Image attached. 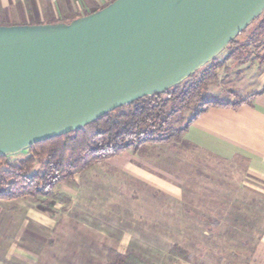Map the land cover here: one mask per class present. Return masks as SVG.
Instances as JSON below:
<instances>
[{
    "label": "water",
    "instance_id": "1",
    "mask_svg": "<svg viewBox=\"0 0 264 264\" xmlns=\"http://www.w3.org/2000/svg\"><path fill=\"white\" fill-rule=\"evenodd\" d=\"M264 0H114L68 24L0 26V157L179 85Z\"/></svg>",
    "mask_w": 264,
    "mask_h": 264
},
{
    "label": "crops",
    "instance_id": "2",
    "mask_svg": "<svg viewBox=\"0 0 264 264\" xmlns=\"http://www.w3.org/2000/svg\"><path fill=\"white\" fill-rule=\"evenodd\" d=\"M66 1L71 9L60 17L52 15L51 12H37L36 21L28 22L21 6L16 5L14 12L10 7L13 0H7L8 4L1 8H6L11 15L7 17L6 23L1 21L0 25L46 24L66 16H84L100 10L113 0L108 3L93 0L95 4L90 9L82 8L79 11L73 8L71 0ZM245 75L249 76L246 79L249 84L251 80H257L259 84L264 81V75L260 73L255 77L244 73L243 76ZM243 76L236 81L242 80ZM256 93L257 96L250 104L241 105L235 110L229 107L207 109L182 135L181 141L206 161L207 169L236 168L242 170L245 177L264 181V87L260 91L246 94L228 93V100L224 102L230 103ZM159 146L161 145H142L136 150L123 152L105 161L109 167H87L68 179L59 189L60 193L69 197L66 209H63L62 204L50 207L41 206L32 199L16 200L23 204H18L19 208L15 207V212L28 210L29 218V221L23 224L24 217H21L19 223H16V230L25 233L28 225L29 236L40 242L31 240L29 243L45 254L51 264H71L67 259L71 249L74 250L72 255L83 257L75 259L72 264H86V253H80V249L76 247L86 238L87 232L88 236L97 242L98 247V251L90 255L95 263L103 264L102 256H105L107 251H101L102 240L113 241L111 246L119 247L118 254L132 253L143 256L148 254L143 247L144 241L176 239V235L167 236V229L181 233L182 230L176 223L180 224L185 215H188L192 224H198L202 214L207 223H212L215 206L227 209L226 223L232 222L230 216L234 214L238 218H245L246 209L257 213L255 218H264L263 212L258 211L264 202V196L257 194L261 193V190L243 184L242 195L232 197L228 193L238 192L240 189L230 185L206 183L184 187L180 179H176L164 167L158 166L163 159V155L155 152ZM185 189H188L190 194L188 200ZM187 208L189 210H186ZM122 217L124 223L131 225L130 228L119 236L103 235L107 224L110 231L115 232L116 228L113 226ZM224 221L222 217L220 223ZM86 228L93 233L86 231ZM116 240L120 241L119 244ZM45 245L47 248L44 250ZM235 254L239 256L241 252L237 251ZM249 255L251 258L247 264H264V227ZM24 256L23 252H15V257Z\"/></svg>",
    "mask_w": 264,
    "mask_h": 264
},
{
    "label": "rangeland",
    "instance_id": "3",
    "mask_svg": "<svg viewBox=\"0 0 264 264\" xmlns=\"http://www.w3.org/2000/svg\"><path fill=\"white\" fill-rule=\"evenodd\" d=\"M94 1L71 0L73 8L77 11L82 8L90 9L92 5L95 4ZM97 1H101L100 3H108L110 0ZM6 4H8L7 0H0V22L3 21L4 23H6L7 17L11 15V12L7 11L6 8H1V6ZM16 5L21 6L24 14L28 17L27 20L25 19L28 22L36 21L35 14L37 12H51L52 15L60 17L61 14L71 9L66 0H13L10 7L14 12L16 10ZM24 25L28 24L25 23ZM246 35L247 31L239 38L242 39ZM258 53L259 55H264V50H260ZM226 55L227 51L224 50L215 58L217 61L222 62L223 65L217 71V79L201 91V97L205 96V99L214 98L220 101H227L228 93L236 92L237 94H246L247 92L260 91L261 88L264 87V81L262 84H259L257 80H251L249 84L246 80L249 76H243L244 73L254 75L253 77L259 73L264 75V62L260 64L258 59L253 58L251 63L247 62L242 65H237L233 60H228ZM241 76H243L242 80L236 81ZM194 107L195 102L189 109L183 110L176 116L172 124L174 131L184 127L186 120L192 115ZM181 139L182 135H180L178 139L174 138L170 140L168 143L159 144L161 146H159V149L155 152L163 155V159L158 166L164 167L175 176L176 179H180L184 187H190L193 184L204 185L206 183L230 185L232 188L235 187L236 189H240L238 192L230 191L228 193V195L233 197L237 194L242 195L241 189L243 184H246L249 187L261 190L262 192L257 194L264 196V181L252 177H245L242 174V170L236 168L225 170L215 168L207 169L206 161L201 159L195 151L183 145ZM28 156H30V152L24 150L15 155L7 156V160L9 163L16 164L18 161ZM88 167L105 168L109 167V165L104 161ZM41 170L40 164L35 163L31 172L39 173ZM68 179L61 181L55 186L53 198L47 199L45 203L42 201H34L41 206L48 205L50 207L62 204L63 209H66L69 204V197L60 193L59 189ZM185 190V195H187L186 199L188 200L190 198L188 195L190 194L188 189ZM219 194L222 193L219 192ZM23 199H27L25 201H30L28 199L31 198ZM16 200L0 201V264H51L45 254L40 253L36 246L29 243L31 240L36 243L40 242L36 240L35 237L29 236L27 230L28 225L26 227L27 229L25 228V233L23 231L20 233V231L16 230V225L19 223V220H21V217H24L23 224L29 221L27 215L28 210L22 211V213L15 212V207L19 208L18 204L21 205L22 203L19 201L16 202ZM15 203H17V206H15ZM186 210L189 209L187 208ZM226 210L225 208L215 206L213 209L215 216L212 223H207L206 218L202 214L198 219L200 222L198 224H192L189 221L188 215H185L180 221V224L176 223V226L181 228V233H174L173 229H167L169 230L167 231V236L176 235V239L144 241L143 247L148 254L136 256V254L128 253L124 256L129 258V262L132 264H136L137 261H141L144 264H247L248 260L251 258L249 254L252 252V247L256 244L259 233L264 227V218H255L254 215H257V213L254 214L255 212L253 210L246 209L247 212L245 211V213L247 216H245V218L242 216L238 218V216L234 214V216H230L232 222L226 223ZM230 211L232 212L233 209H230ZM235 211L236 209L234 212ZM258 211L263 212L264 215V202L261 203ZM21 214L23 216H21ZM25 215H27V217ZM222 217L223 220H225L224 223H220ZM121 219H123V217L119 218L118 223H115V226H113V228H116L115 232L112 233L107 224V226L104 227L103 235L119 236L123 231L130 228L131 225L124 223ZM255 219L257 220L256 223L254 222ZM168 225L169 224H167V227ZM86 231L93 233V231L89 229ZM85 235L86 238L82 240L81 244H77L76 248L80 249V253L82 251L86 253L84 256L86 264H97L90 255L92 252L98 251L97 242L90 238L87 232H85ZM112 242L113 241L106 239L102 240L101 251H107V254L102 256L103 264H106L109 260V253H119L117 251L120 250L118 249L119 247L111 246ZM119 242L120 241H117V244H119ZM46 248V245L43 246L44 250ZM73 251L74 250L71 249V252H69L70 256L67 257L71 264L75 259L83 258L82 256L72 255ZM237 251L241 252L239 256L235 254ZM15 252H23L25 256L15 257Z\"/></svg>",
    "mask_w": 264,
    "mask_h": 264
},
{
    "label": "trees",
    "instance_id": "4",
    "mask_svg": "<svg viewBox=\"0 0 264 264\" xmlns=\"http://www.w3.org/2000/svg\"><path fill=\"white\" fill-rule=\"evenodd\" d=\"M80 17L83 16H66L46 24H68ZM246 31L247 35L240 39ZM260 50H264V11L225 48L226 58L237 65L251 63L253 58L262 64L264 55H259ZM222 65L213 59L162 94L144 97L115 109L78 131L35 144L28 149L30 156L16 164L9 163L7 156L0 157V201L31 198L45 203L54 197L57 184L90 165L145 144H165L178 139L209 108L229 107L235 110L250 104L257 93L230 103L200 96L201 91L217 79V71ZM194 102L193 113L184 127L174 131L172 124L176 116ZM35 163L40 164L41 172H31ZM106 264L132 263L124 255L109 253ZM136 264L144 263L137 261Z\"/></svg>",
    "mask_w": 264,
    "mask_h": 264
}]
</instances>
